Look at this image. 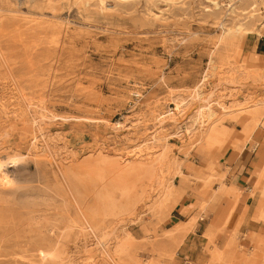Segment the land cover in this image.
Returning a JSON list of instances; mask_svg holds the SVG:
<instances>
[{"label": "rangeland", "instance_id": "1", "mask_svg": "<svg viewBox=\"0 0 264 264\" xmlns=\"http://www.w3.org/2000/svg\"><path fill=\"white\" fill-rule=\"evenodd\" d=\"M260 24L264 0H0V264H264Z\"/></svg>", "mask_w": 264, "mask_h": 264}, {"label": "bare ground", "instance_id": "2", "mask_svg": "<svg viewBox=\"0 0 264 264\" xmlns=\"http://www.w3.org/2000/svg\"><path fill=\"white\" fill-rule=\"evenodd\" d=\"M133 1V0H132ZM124 2V1H123ZM129 2V1H128ZM256 4V3H255ZM241 9V8H240ZM244 11V10H243ZM253 17V16H252ZM251 17V18H252ZM255 19V18H254ZM260 20V19H259ZM244 22V21H243ZM249 23V22H248ZM247 23V24H248ZM254 23V22H253ZM259 23V22H258ZM246 24V26H248ZM253 24L250 25V28ZM245 25L243 24H238V25H235L234 27H232L231 29H227L226 30V35L227 36H230V35H243V34H247L248 33V28L246 27ZM224 27V26H223ZM249 27V26H248ZM254 27V26H253ZM264 25L260 24L259 25V29L260 28H263ZM247 93V92H246ZM199 96V95H198ZM181 102H183V100H180ZM213 107V106H212ZM262 107L263 105H255L253 107H250L249 109V112L247 113V115L250 117L251 120H256L257 118H259L262 114ZM215 116V113L213 112V110H211L210 108L207 110L206 112V117L207 119H211V118H214ZM200 118V113L197 112L195 114V116H193V118L191 119V121L188 123V127H187V132L188 134L192 133L194 131V129H192V127L194 125L197 124L198 120ZM122 126L121 123H117V127L120 128ZM116 127V126H115ZM97 211V210H96ZM103 219V218H102ZM176 227V226H175ZM178 227V225H177ZM178 231V230H177ZM124 246V245H123Z\"/></svg>", "mask_w": 264, "mask_h": 264}, {"label": "crops", "instance_id": "3", "mask_svg": "<svg viewBox=\"0 0 264 264\" xmlns=\"http://www.w3.org/2000/svg\"><path fill=\"white\" fill-rule=\"evenodd\" d=\"M263 46V45H262ZM259 50V46L258 44L254 46V49L253 51H255L256 53L258 52ZM258 56L260 57H263L264 58V52H258ZM255 171V169H254ZM254 171L252 173H254ZM249 172H251V168H250V164H246V166L242 169V172L241 173H237L236 176L234 177L235 178V183L233 184V186H235L236 188L238 189H242V191L244 192L243 193V200L245 202L244 205H242V209L244 211V208L248 207V202L250 200V197L248 196V192H247V189H249V186H248V180L251 179L248 174ZM253 176V175H252ZM186 209L190 210V207L188 206H183L181 208H178V206L175 207V209L173 210V213L176 212L178 214V216H184L186 214ZM237 217V215H236ZM246 219V216H245V211H244V221ZM238 221V219H237ZM179 223H182V222H179ZM176 223H174L175 225Z\"/></svg>", "mask_w": 264, "mask_h": 264}]
</instances>
